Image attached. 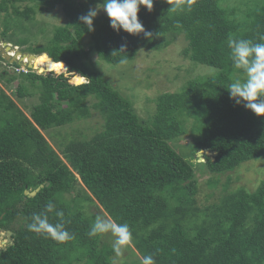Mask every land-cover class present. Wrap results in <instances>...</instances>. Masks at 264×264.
<instances>
[{
    "label": "trees",
    "instance_id": "16d2710c",
    "mask_svg": "<svg viewBox=\"0 0 264 264\" xmlns=\"http://www.w3.org/2000/svg\"><path fill=\"white\" fill-rule=\"evenodd\" d=\"M102 2L0 0L4 34L9 19L16 24L57 8L66 18L45 47L30 50L51 71L28 66L17 84L19 100L38 94L40 102L26 114L0 94V232H14L0 250V264H112L107 234L87 235L100 214L130 225V257L138 258L121 264H140L146 255L156 264H264V179L253 190L230 188L239 167L264 160V116L237 105L227 89L244 78L232 67L228 38L261 42L264 0H196L191 11L176 13L154 0L151 12L141 6L139 13L151 39L115 32L106 14L88 31L79 17ZM181 34L184 57L211 73L159 94L146 118L91 58L93 52L113 66L128 63L140 50H162ZM92 109L103 120L87 128L92 135L82 133L59 150L51 144L46 133L89 121ZM186 137L187 152L181 147ZM200 151L215 155L204 153L202 162ZM199 176L207 177L204 204ZM41 185L35 196L25 193ZM49 201L64 211L73 240L60 244L28 231L32 215L44 213Z\"/></svg>",
    "mask_w": 264,
    "mask_h": 264
},
{
    "label": "rangeland",
    "instance_id": "374dc122",
    "mask_svg": "<svg viewBox=\"0 0 264 264\" xmlns=\"http://www.w3.org/2000/svg\"><path fill=\"white\" fill-rule=\"evenodd\" d=\"M100 14L106 13L101 10L98 15ZM65 23L66 18L63 16L61 9L57 8L40 12L32 20H18L16 24L9 19L7 24L10 27L7 33L4 34L6 15L4 12L0 13V94L1 91L6 92L9 97L16 100L26 114L30 113L32 106L39 103L40 99H38V94L21 100L17 98L16 88L21 79L20 75L28 67V64L33 61H30L28 57L25 60L23 57L24 55L32 54L31 49L45 47L52 38L55 29ZM90 39V37H86L87 47L90 46ZM171 40L172 43L167 48L157 51L140 50L134 60L116 66L100 60L93 52L91 53L96 69L116 86L124 97L130 100L135 111L144 118L147 117L149 108L152 109L154 107L156 97L159 94L179 91L188 78L211 73V70L207 67L196 65L190 59L184 57L183 50L187 46V40L184 35H176ZM9 46L14 53H22L18 62L19 67L12 65L11 61L8 62L5 56L8 53ZM91 112L92 117L89 121H75L70 125L55 128L46 133L51 144L59 150L66 141L83 137L82 133L90 136L91 133L88 134L87 128L91 125L99 127L103 121L98 111L92 109ZM69 135L70 137L68 138ZM190 141L186 137L181 143V147L185 152H187V146H189ZM198 160L203 162L205 158L198 153ZM198 179L202 185L199 197L201 203L204 204L207 194V189L204 186L206 185L207 177L199 176ZM232 179L230 188L234 189L244 186L249 190L255 189L264 179V160L243 164L232 174ZM224 182L225 178H222L219 184L220 188ZM106 238L112 245L113 238L111 235L107 234ZM8 243L10 241L7 234L0 232V250L7 246ZM130 248L134 251L133 246L130 245L124 249L123 255L120 257L115 256V253H113L112 264L131 261L133 257L138 258L136 255L130 257L132 255Z\"/></svg>",
    "mask_w": 264,
    "mask_h": 264
},
{
    "label": "clouds",
    "instance_id": "9594fccd",
    "mask_svg": "<svg viewBox=\"0 0 264 264\" xmlns=\"http://www.w3.org/2000/svg\"><path fill=\"white\" fill-rule=\"evenodd\" d=\"M165 2L170 5L168 12L176 13L185 10L191 11L196 0H165ZM141 6L146 7L151 12L154 7V0H103L96 7L90 8L86 14L81 15L79 20L87 27L88 31L94 32V19L103 10L115 32L120 33L123 30L134 36L142 33L146 38L151 39L153 33L145 28L139 16ZM260 41L255 42L251 39L232 36L228 38L227 46L230 49L232 67L242 70L244 78L234 80L227 86V89L230 98L237 105H242L257 116H264V36L260 37ZM125 48L126 45H122L119 51L125 52ZM11 51L8 53L14 56V51ZM18 57L17 62L20 61L21 55ZM120 63H126V60L121 59ZM48 213L54 214L55 223L50 222ZM64 217V211L57 210L56 205L49 201L45 206L44 213L32 215L27 229L37 235L44 236L46 239H52L63 244L75 238L74 234L67 230V221ZM104 234H110L113 238L112 250L117 257L122 256L124 249L131 245L132 231L130 225L127 222L118 223L100 214L91 223L87 235L94 238ZM140 264H156V262L153 255H146L141 259Z\"/></svg>",
    "mask_w": 264,
    "mask_h": 264
},
{
    "label": "water",
    "instance_id": "95a60500",
    "mask_svg": "<svg viewBox=\"0 0 264 264\" xmlns=\"http://www.w3.org/2000/svg\"><path fill=\"white\" fill-rule=\"evenodd\" d=\"M10 50H11V47L9 46V47H8V52H9ZM18 55H22V53H21V52H18V54L14 55V56H11L9 53H6V54H5L6 58H7L8 60H10L12 63L15 62L16 60H19ZM46 55H47V54H46ZM27 56H28V58H29L30 61L36 59V57H37V56L34 55V54H30V55H27ZM28 66H29L30 68L38 69V68L35 67L31 62L28 64ZM38 70H39V72H41V73L51 71V70H44V69H38ZM201 153H202V154H201ZM204 153H206V154H208V155H212V156L215 155V154H213L211 151H205V152H204V151H200V152H199V154H201V155H203ZM42 187H43V185H41L40 187H38L36 190H34V191H32V192L29 191V190H26L25 193L28 194V195H30V196H35V195L37 194V192H38ZM6 234H7L8 238H9V241L11 242V241H12V236H13L14 232L11 231V230H9V231L6 232Z\"/></svg>",
    "mask_w": 264,
    "mask_h": 264
},
{
    "label": "bare ground",
    "instance_id": "6f19581e",
    "mask_svg": "<svg viewBox=\"0 0 264 264\" xmlns=\"http://www.w3.org/2000/svg\"><path fill=\"white\" fill-rule=\"evenodd\" d=\"M28 56H24L23 58L25 59V60H27L26 58H27ZM32 64L35 66V67H37L38 69H45V66H46V62L43 60V59H40V58H38V57H36V59H34L33 61H32Z\"/></svg>",
    "mask_w": 264,
    "mask_h": 264
}]
</instances>
